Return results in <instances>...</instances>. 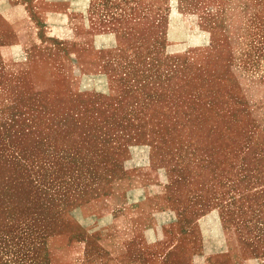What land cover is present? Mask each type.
I'll return each mask as SVG.
<instances>
[{
  "label": "rangeland",
  "instance_id": "374dc122",
  "mask_svg": "<svg viewBox=\"0 0 264 264\" xmlns=\"http://www.w3.org/2000/svg\"><path fill=\"white\" fill-rule=\"evenodd\" d=\"M5 1L40 41L0 72V264H65L130 179L175 221L108 264L264 258V0Z\"/></svg>",
  "mask_w": 264,
  "mask_h": 264
},
{
  "label": "crops",
  "instance_id": "0c3cea01",
  "mask_svg": "<svg viewBox=\"0 0 264 264\" xmlns=\"http://www.w3.org/2000/svg\"><path fill=\"white\" fill-rule=\"evenodd\" d=\"M39 38V27L22 3L0 0V72L10 73L22 65L23 56L29 55ZM119 191L120 202L113 196H101L84 203L80 211L86 224L79 236L66 233L49 238L50 260L61 253L65 264H108L110 258L126 257L140 235L151 244L163 238L161 228L174 224L175 213L170 206H151L161 195L141 192L133 179L122 182ZM231 257L230 264H264V258L235 253Z\"/></svg>",
  "mask_w": 264,
  "mask_h": 264
}]
</instances>
